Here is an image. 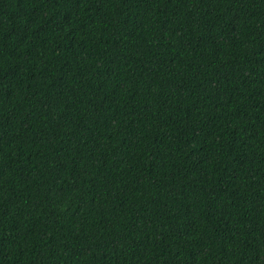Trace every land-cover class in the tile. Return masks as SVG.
I'll return each instance as SVG.
<instances>
[{
    "label": "trees",
    "instance_id": "obj_1",
    "mask_svg": "<svg viewBox=\"0 0 264 264\" xmlns=\"http://www.w3.org/2000/svg\"><path fill=\"white\" fill-rule=\"evenodd\" d=\"M0 264H264V0H0Z\"/></svg>",
    "mask_w": 264,
    "mask_h": 264
}]
</instances>
